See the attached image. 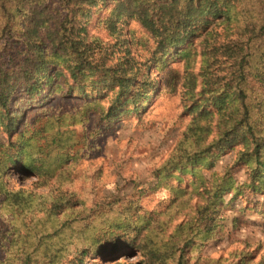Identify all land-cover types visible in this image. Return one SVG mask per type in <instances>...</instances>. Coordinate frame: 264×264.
<instances>
[{"label": "trees", "instance_id": "16d2710c", "mask_svg": "<svg viewBox=\"0 0 264 264\" xmlns=\"http://www.w3.org/2000/svg\"><path fill=\"white\" fill-rule=\"evenodd\" d=\"M171 62L182 63L190 120L154 184L119 177L101 197L81 196L74 170L90 141L143 114ZM60 96L76 106L52 111ZM160 189L166 205L143 208ZM246 190L264 196V0H0V264L127 252L139 264H208L199 251L220 238L225 195ZM212 261L263 264L247 250Z\"/></svg>", "mask_w": 264, "mask_h": 264}, {"label": "rangeland", "instance_id": "374dc122", "mask_svg": "<svg viewBox=\"0 0 264 264\" xmlns=\"http://www.w3.org/2000/svg\"><path fill=\"white\" fill-rule=\"evenodd\" d=\"M131 27L137 28L135 23ZM159 79V93L152 99L147 110L140 116L128 114L107 129L101 126V134L90 141L89 148L83 154L74 170L73 189L89 201L101 197L113 186L117 178H123L148 187L154 184L153 176L157 168L173 150L178 138L190 120L183 111L181 62H171L165 69L156 73ZM76 99L57 97L52 103V111H67L77 104ZM98 127L96 119L90 118L86 129ZM80 130V127H77ZM235 155L228 152L217 162L216 169L230 165ZM244 166H235L233 174L238 179L245 176ZM30 181L26 180L24 185ZM141 205L146 210H159L164 207L169 193L160 189L146 194ZM255 195L249 190L237 198L225 195V202L218 214L222 224L220 238L203 245L199 254L208 256V264L214 259L227 257L236 250L251 251L254 261L264 264V196ZM91 198V199H90ZM180 215L173 225L183 221ZM192 248L193 255L197 252ZM114 260H96L97 264H139L138 253L127 252ZM2 252L0 251V259ZM212 261V262H210ZM91 262H88L90 264Z\"/></svg>", "mask_w": 264, "mask_h": 264}]
</instances>
